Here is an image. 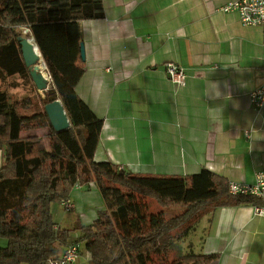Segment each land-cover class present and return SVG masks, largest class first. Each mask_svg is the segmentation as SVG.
<instances>
[{"label":"crops","instance_id":"obj_1","mask_svg":"<svg viewBox=\"0 0 264 264\" xmlns=\"http://www.w3.org/2000/svg\"><path fill=\"white\" fill-rule=\"evenodd\" d=\"M230 1L102 0V17L79 20L84 58L74 89L102 118L95 161L168 175L205 167L228 182L254 181L264 169V106L250 94L264 84V41L260 27L222 9ZM168 63L183 68V84L169 79ZM69 199L65 218L60 203L50 205L58 227L90 223L104 206L94 182L74 186ZM253 207L215 206L199 242L183 248L216 253L209 264H264V215ZM88 259L82 249L76 264Z\"/></svg>","mask_w":264,"mask_h":264},{"label":"trees","instance_id":"obj_2","mask_svg":"<svg viewBox=\"0 0 264 264\" xmlns=\"http://www.w3.org/2000/svg\"><path fill=\"white\" fill-rule=\"evenodd\" d=\"M103 14L102 0H0V237L6 239L0 264H46L70 242L89 253L87 264H209L216 253L183 248L193 223L218 205H264V196L230 193L228 181L205 167L188 175L132 173L93 159L102 118L74 87L83 71L79 20ZM21 26L29 28L51 78L44 104L60 99L66 129L54 130L43 108L26 112L28 97L10 101L9 88L18 86L10 81L14 75L37 90L16 38ZM43 127L48 146L42 136L21 134ZM90 182L104 206L90 223L58 227L51 203ZM147 198L181 211L151 212Z\"/></svg>","mask_w":264,"mask_h":264},{"label":"built area","instance_id":"obj_3","mask_svg":"<svg viewBox=\"0 0 264 264\" xmlns=\"http://www.w3.org/2000/svg\"><path fill=\"white\" fill-rule=\"evenodd\" d=\"M223 10H235L239 20L244 25L258 26L262 31V41H264V0H234L226 3L222 7ZM29 28L25 27L23 32ZM47 77L50 78L47 67L45 65ZM166 73L170 80L175 83L183 84L185 72L182 67L174 64H166ZM46 76V75H45ZM251 102L257 107L264 106V84L254 89L250 94ZM79 187V184H75ZM228 189L230 193H241L244 195L264 196V169H260L255 173L252 183H242L237 181H229ZM60 205L69 210L72 207L70 199H63ZM255 214L264 215V205H254ZM79 256V244L76 242L68 243L55 258H49L46 264H76Z\"/></svg>","mask_w":264,"mask_h":264},{"label":"rangeland","instance_id":"obj_4","mask_svg":"<svg viewBox=\"0 0 264 264\" xmlns=\"http://www.w3.org/2000/svg\"><path fill=\"white\" fill-rule=\"evenodd\" d=\"M25 26H21L20 30H21V35H25L23 33ZM30 31H28V33H26V36H30ZM42 71H46L45 66L41 68ZM44 72V73H45ZM24 79L27 78H22L19 75H14L10 78V81L14 82V83H18V86L13 87V88H9V92H10V101H14V100H21L22 98H26L28 97L30 99V105L29 108L26 109V112H33V111H37V110H41L42 108L44 109V101H45V97L51 93V91H53V87L50 86L47 90H42V91H38L35 90L31 87V85L29 84V87L24 84ZM46 128V129H45ZM38 133H40L42 136H44V141L46 146H48V139H47V132L49 131L48 127H43V128H36ZM26 131H23V134H25ZM26 135V134H25ZM148 201V205H149V211L151 212H156L159 209L164 210L165 214H175L177 212L181 211L180 207H169V208H163L157 205V203L152 200L147 198ZM59 213L57 214L58 217L61 218V214H63L62 218H65V216L67 215L68 211H64V209H62V206L59 207ZM210 211H207L204 215H202L196 222L193 223L191 229L189 230V232L186 234V236H184V238L182 239V243L188 244V242H190L191 244L193 243H197L199 242L200 239V235L202 234V232L205 229V226L207 224V216L209 214ZM63 224V223H62ZM75 235L73 234V232H71V238H73ZM82 249V247H81ZM80 253V251H79Z\"/></svg>","mask_w":264,"mask_h":264},{"label":"water","instance_id":"obj_5","mask_svg":"<svg viewBox=\"0 0 264 264\" xmlns=\"http://www.w3.org/2000/svg\"><path fill=\"white\" fill-rule=\"evenodd\" d=\"M25 35H18L16 38L20 45L23 61L28 69L29 75L38 91L47 90L52 86L51 80L43 74L42 67L45 62L42 58L40 50L35 42L34 37L26 36L28 29L23 32ZM80 57L84 58L83 43H80ZM52 92V91H51ZM44 111L47 115L51 127L56 130L66 129L69 126V120L60 99L55 98L44 104Z\"/></svg>","mask_w":264,"mask_h":264},{"label":"bare ground","instance_id":"obj_6","mask_svg":"<svg viewBox=\"0 0 264 264\" xmlns=\"http://www.w3.org/2000/svg\"><path fill=\"white\" fill-rule=\"evenodd\" d=\"M43 74L46 75V74L44 73V71H43ZM49 87H50V86H49ZM49 87H48V88H49ZM48 88H47V89H48ZM41 91H42V90H41Z\"/></svg>","mask_w":264,"mask_h":264}]
</instances>
